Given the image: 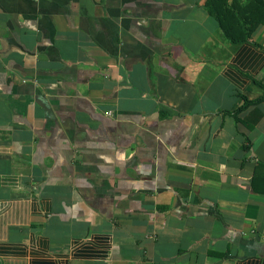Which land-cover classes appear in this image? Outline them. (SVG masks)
I'll return each instance as SVG.
<instances>
[{"label":"crops","instance_id":"0c3cea01","mask_svg":"<svg viewBox=\"0 0 264 264\" xmlns=\"http://www.w3.org/2000/svg\"><path fill=\"white\" fill-rule=\"evenodd\" d=\"M205 2L0 0V264H264V24Z\"/></svg>","mask_w":264,"mask_h":264},{"label":"trees","instance_id":"16d2710c","mask_svg":"<svg viewBox=\"0 0 264 264\" xmlns=\"http://www.w3.org/2000/svg\"><path fill=\"white\" fill-rule=\"evenodd\" d=\"M207 11L217 20L224 36L233 43L244 42L264 24V0H206ZM243 101L236 111L264 101V94Z\"/></svg>","mask_w":264,"mask_h":264}]
</instances>
